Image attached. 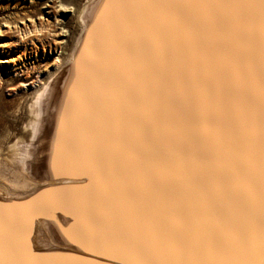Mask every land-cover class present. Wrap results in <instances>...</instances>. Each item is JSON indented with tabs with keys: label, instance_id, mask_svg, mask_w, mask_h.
<instances>
[{
	"label": "bare ground",
	"instance_id": "obj_1",
	"mask_svg": "<svg viewBox=\"0 0 264 264\" xmlns=\"http://www.w3.org/2000/svg\"><path fill=\"white\" fill-rule=\"evenodd\" d=\"M209 3L87 0L74 52L30 95L20 135L13 141L9 132L0 138V216L23 218V235L38 264L56 261L48 251L54 234L67 243L68 233L80 240L87 230L95 240L90 248L109 256L115 255L111 243L118 235H178L192 222L202 224L204 200L195 207L197 217L187 220V212L168 201L182 188L168 184L194 180L209 168L215 172L212 183L186 188L210 191L214 185L215 220L249 250L258 244V27L252 34L239 32L250 40V51L243 52L245 70L229 88L241 101L235 112L253 132V150L209 156L195 147L194 135L180 136L176 130L195 109L201 88L209 90L211 75L222 86L224 77L213 71L208 57L220 52L230 29ZM250 84L255 90L243 94L241 88ZM182 152L186 164L165 170L163 163H173L170 155L176 166ZM230 159L227 173L223 167ZM54 210L71 221V230L53 220ZM66 257L76 264L70 259L75 256ZM112 260L121 264L119 258Z\"/></svg>",
	"mask_w": 264,
	"mask_h": 264
},
{
	"label": "rangeland",
	"instance_id": "obj_2",
	"mask_svg": "<svg viewBox=\"0 0 264 264\" xmlns=\"http://www.w3.org/2000/svg\"><path fill=\"white\" fill-rule=\"evenodd\" d=\"M86 4L87 0H0V138H3L7 132L10 133L8 138L10 141L20 135L21 125L27 117L30 95L40 84H43L41 79L45 78L48 72L55 71L56 66L63 64L74 52L83 24L81 11ZM228 33L227 40L224 41L220 52L215 56L211 54L208 57L211 60L210 66L213 71H217V75L219 72L221 75L226 73L229 56L231 59L239 60L238 63L245 67L247 57L244 58V56L245 54L247 56L250 51L247 49L250 45L247 35L231 30ZM243 52L244 56H242ZM232 63H234L233 60ZM242 71L243 69L239 74ZM217 78L211 75L208 82L209 90L201 88L198 98L195 99V109L193 112L191 111L190 116H187V120L176 124V130L180 136L182 133L186 137L194 135L195 147L208 152L209 156H226L232 152L249 153L253 150L255 141L253 132L238 118L239 113L235 112L237 104H240L241 101L234 98L229 89L227 94L223 93L226 79H222L224 84L222 83L220 90ZM252 90H255V87L251 84L241 88L245 95L250 94ZM200 104H202V111L196 112ZM232 104L233 111L229 107ZM199 114L200 119L197 117ZM239 136L244 138L242 144L238 142ZM257 138L259 139V137ZM169 144L170 142L167 143L168 147ZM220 147L223 148V151L219 149ZM184 156L185 152H182L179 164L175 166L174 160L176 159L173 158V154L170 155L173 163H163L164 169L169 171L177 166L182 167L186 164ZM231 162L230 159L224 163L223 169L227 173L230 170L228 165L231 166ZM192 175L195 177L196 174ZM154 187L151 186V188ZM186 187L179 189L176 195H172L173 198L170 197L168 201L172 203L173 207L181 206L180 209L187 212L185 218L190 220L189 218L197 217L195 209L204 200V207H202L204 209L201 215L202 224L205 222L215 223L216 191L214 185L211 186L212 191L192 188H190L192 191L189 189L185 191ZM193 211L194 214H192ZM52 212H54L52 217L54 221L61 222L71 230V221L66 220L61 211L54 210ZM189 212L191 216L188 214ZM46 222V227L51 230L52 220ZM78 237V235L75 237L78 243L74 244L62 242L55 234L52 235L50 239L53 240L54 245L49 247L48 251L51 255H55L53 257L56 261L49 264H69L66 260L67 255L75 256L81 260L90 257L91 260L101 263L119 264L104 254V256L95 255L93 257V250L85 252L82 246H78Z\"/></svg>",
	"mask_w": 264,
	"mask_h": 264
},
{
	"label": "snow or ice",
	"instance_id": "obj_3",
	"mask_svg": "<svg viewBox=\"0 0 264 264\" xmlns=\"http://www.w3.org/2000/svg\"><path fill=\"white\" fill-rule=\"evenodd\" d=\"M221 21L233 32L252 34L258 27L260 42V165H259V240L249 250L234 234L225 231L221 222L200 221L182 227L179 234L151 236L144 233L118 235L111 243L109 259L121 264H264V0H210ZM75 218V217H74ZM78 246L91 251L95 240L87 230L80 232ZM71 243L78 240L68 233ZM94 255H103L94 251ZM152 256L157 259H142ZM252 257L251 259L235 257ZM76 264H93L79 261ZM0 264H38L30 243L23 235V218L0 216Z\"/></svg>",
	"mask_w": 264,
	"mask_h": 264
},
{
	"label": "water",
	"instance_id": "obj_4",
	"mask_svg": "<svg viewBox=\"0 0 264 264\" xmlns=\"http://www.w3.org/2000/svg\"><path fill=\"white\" fill-rule=\"evenodd\" d=\"M239 58H240V56H239ZM228 59H229L228 69L226 70V73L224 75H222L226 79V83H225V86H224V90L225 91H223V93L225 92V94L228 93V89L230 88V86L232 84V80H234V77L237 76L241 72L242 69L244 70V67H242V65L240 63H238L239 60L236 61V59L234 60V58L231 59L230 56H229ZM232 60L234 61V63H232ZM230 62H231V65H230ZM208 82H209V79L206 80V83H208ZM229 107L233 111L234 106L231 105ZM236 126H239V125H236ZM215 130H217V129H215ZM218 131H220V130H218ZM238 139H239L238 142L239 143L241 142V144H242L244 138H241L239 136ZM201 143L203 144V142H201ZM228 166L227 167L230 168V165H228ZM208 170L206 171V174H202V172H201L202 175L199 174V176H197L198 178L195 177L194 180H189L187 182L176 181V183H174V182L173 183H169L168 186H171V187L176 186L175 188L179 187V188H182V189H183V187H185V186L189 187L190 185H196L195 187H199V186L203 187V186H205L207 183L211 182L215 178V172L212 171V169H210V168ZM190 175L193 176L192 173ZM210 179H211V181H210ZM207 185H209V184H207ZM201 187H199V188H201Z\"/></svg>",
	"mask_w": 264,
	"mask_h": 264
}]
</instances>
